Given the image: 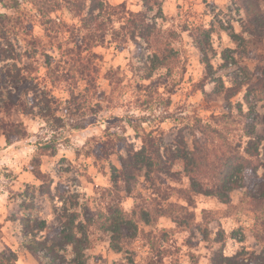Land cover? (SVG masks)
I'll return each mask as SVG.
<instances>
[{
  "label": "rangeland",
  "instance_id": "obj_1",
  "mask_svg": "<svg viewBox=\"0 0 264 264\" xmlns=\"http://www.w3.org/2000/svg\"><path fill=\"white\" fill-rule=\"evenodd\" d=\"M106 2L113 13L97 11L94 20L87 16L91 0H0V70L15 64L28 78L10 89L28 106L27 117L13 116L24 121L27 136L9 143L0 131V255L13 252L16 264H42L23 249L22 223L13 221L28 202L16 195L27 185H43L34 172L52 176L54 195L69 190L94 211L116 206L126 192L106 191L113 189V168L121 169L119 156L127 146L140 148L144 131L155 130L163 147L187 154V163L162 155L158 182L146 181V169L137 173L130 188L135 200L124 198L122 206L127 213L135 205L138 213L145 209L149 222L138 219L139 235L121 241L123 253L111 248L112 234L96 230L86 251L89 264H214L221 256L247 264L259 255L257 263L264 264L256 239L264 236V205L245 188L225 194L226 201L206 195L224 190L225 178L242 185L231 157H240L239 166L257 141L260 155L257 163L251 159L264 179V30L254 32L248 17L253 1L159 0L150 17L164 45L152 51L140 31L142 46L124 37L137 21L130 13L147 11L143 0ZM261 6L264 12V1ZM95 29L105 40L83 43ZM162 56L168 66L146 80ZM29 88L37 91L24 94ZM8 118L0 116L1 122ZM98 142L117 146L109 159L87 156L100 150ZM32 194L34 214L53 224L52 205ZM57 202L60 210L66 204Z\"/></svg>",
  "mask_w": 264,
  "mask_h": 264
},
{
  "label": "trees",
  "instance_id": "obj_2",
  "mask_svg": "<svg viewBox=\"0 0 264 264\" xmlns=\"http://www.w3.org/2000/svg\"><path fill=\"white\" fill-rule=\"evenodd\" d=\"M252 1L254 11L251 13L247 10L248 17L257 28L254 32L263 31L264 12L262 11L261 3L264 0ZM143 3L147 11L130 13V16L136 17L137 21L132 22L131 27L126 30V35L124 37H126L127 40L130 39L134 44L142 46L143 44H141L136 37V30L140 31V40L145 42L149 51H152L153 47L156 46L157 43L159 45L164 43L159 40L160 34L163 33L159 30L158 23L154 22V20L150 17V12L152 13L153 10L158 7L159 0H143ZM73 6L76 7L78 5L74 4ZM122 7L124 6H120V8ZM111 9H113V7L107 4L106 0H91V6L88 9L89 11L87 16L96 20V17L94 16L95 12H105L108 13L107 15H111L113 13L111 12ZM96 30L97 29L93 32L94 34H90V38H83V43H88L89 40H95V44L100 45L99 43L103 41L102 38L105 40V36H95L97 34ZM203 33L208 35L209 31L204 30ZM163 38L164 37H162V39ZM167 46H170V44ZM201 46L202 45L198 43V48L201 52H203ZM154 53L155 55H158L157 51ZM7 59L13 60L10 57ZM0 60H5L4 53L1 54ZM168 62L169 60H165V57H159L154 70H152L150 74L146 75L145 79L150 80L153 77V72L161 68H166L168 66ZM88 68L89 67L84 66L82 68L83 72ZM93 69H96V67ZM24 70H26L25 67L19 68L15 64L0 70V90L2 91L0 96V116H2V114L9 116L7 122H1L0 120V131L4 132L3 134L9 143H11L15 138L19 139V137L21 138L27 136L28 133L24 121H13V116L15 115L20 114L27 117L28 106L24 102H21L20 98L18 99V97L13 94L12 90H10L13 89V87L15 89V84L20 81L23 83L27 82L28 78L27 75L24 74ZM96 73H98V71ZM12 84L14 86H11ZM37 88H29L26 92H24V94L27 92L34 94L37 91ZM129 121L130 123H133L137 120L135 118H129ZM107 131L111 134V136H118L114 132L111 133V127H108ZM155 133V130H151L147 133L144 131L143 137L141 138V147L135 148L127 146L125 154H121L119 156L121 169L113 168V189H108L106 191L108 196H111V194L113 195L115 191L124 190L126 192V197L124 196V198H132L135 200V198L131 195L130 188L132 183L137 179V173L146 169V181L158 182L160 180L159 176L163 174L161 172V168L165 164L162 155L169 157L168 160L171 158L173 162L180 159L182 162L187 163L188 158L185 152L178 150L176 155V153H173L171 149H166L162 146L161 140L156 137ZM254 142V140H250V144ZM98 145L101 147L100 150H97L98 152L89 150V153H87L88 157H96V159L107 160L114 154L112 151L117 147L112 144H106V142H98ZM253 145V154L249 156V158H242V164H239V166L237 164L240 157H231V167L232 165H235L236 169H238L236 174L239 179L242 178V185H237L234 181L232 182L231 179L225 178L223 184L224 190H220L218 194H206L207 196H218L221 201H226L227 196H225V194L239 188H245L249 191L251 198L256 200L258 204L264 205V179L262 180V178L259 177L258 167L255 165L257 163L256 159L260 155L259 149L261 141H257V143H254ZM162 148L164 154L162 152ZM262 149L264 151V146ZM252 157H255L256 163L252 162L254 161L251 159ZM192 160L193 159H191V161ZM154 173L157 175L155 178ZM34 174L42 181L43 185L38 187L27 185L22 192L16 195L17 198L26 199L28 201L27 205H24L26 203L23 202V205H20L19 208L25 212H32H24L21 219L16 216L13 218V221H20V223H22L21 225L25 233V241L22 244L23 249L37 255L41 259L42 264H89L86 251L91 247V236L96 230L102 231L104 234H112V238L110 240L111 248L117 253H123L124 250L121 248V241L125 243V241L136 239L139 235L138 219L141 218L143 220L141 222H149L145 219L148 216L145 209L141 210L139 213L137 212L138 205H135V209L132 213L125 212V209L122 206L124 198L121 199L120 197L116 206L108 203L104 206V208L98 206L100 208H97V210L94 211L93 208L88 206V204H86V206H82L79 202V198L72 196L69 190H64V192L58 196L54 195L52 191L53 178L51 175L43 174L41 170L34 172ZM31 192L33 193V196L38 194L46 197L48 202L52 205V210L55 214V222L53 224H49L47 220H42L38 214H34L35 208L33 207V201L29 197ZM106 193L103 194L104 197L100 201L106 200ZM58 198H64L66 202V204L62 203L63 207L61 210L59 209V204L57 202ZM133 227L135 229L134 233H132ZM256 239L262 243L264 247V236L263 238L257 236ZM261 256L262 255L256 256L258 258L252 257L250 259L251 262L247 264H258L257 260ZM0 258L1 263L3 264L6 263V259H8L7 264H16L18 260V256L13 252L9 255L1 254ZM237 259L238 257L221 256V260H217L214 264H238ZM130 262L131 264H137L135 260L133 261L130 259Z\"/></svg>",
  "mask_w": 264,
  "mask_h": 264
},
{
  "label": "crops",
  "instance_id": "obj_3",
  "mask_svg": "<svg viewBox=\"0 0 264 264\" xmlns=\"http://www.w3.org/2000/svg\"><path fill=\"white\" fill-rule=\"evenodd\" d=\"M6 139V138H5ZM5 139H1V143H4V142H6V140ZM10 148V147H9ZM25 174H27V173H25ZM29 181H32V178H29Z\"/></svg>",
  "mask_w": 264,
  "mask_h": 264
}]
</instances>
